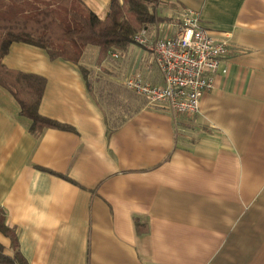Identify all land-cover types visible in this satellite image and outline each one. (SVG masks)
I'll return each mask as SVG.
<instances>
[{
  "label": "crops",
  "instance_id": "1",
  "mask_svg": "<svg viewBox=\"0 0 264 264\" xmlns=\"http://www.w3.org/2000/svg\"><path fill=\"white\" fill-rule=\"evenodd\" d=\"M186 11L230 46L192 117L124 87L163 84L136 45L102 64L89 47L78 65L23 43L3 57L45 79L40 115L71 129L34 136L0 87V210L26 264H264V0H163L152 39Z\"/></svg>",
  "mask_w": 264,
  "mask_h": 264
},
{
  "label": "trees",
  "instance_id": "2",
  "mask_svg": "<svg viewBox=\"0 0 264 264\" xmlns=\"http://www.w3.org/2000/svg\"><path fill=\"white\" fill-rule=\"evenodd\" d=\"M163 0H110L103 17L92 13L81 0H0V87L30 121V132L39 137L47 129L71 130L43 117L39 106L46 85L43 77L8 69L2 59L13 43L40 48L50 60L78 65L83 50H98L96 64L112 54H122L134 44V36L148 25L163 22L157 9ZM85 73V70H82ZM0 232L10 239V255L0 246V262L26 264L14 231L0 210Z\"/></svg>",
  "mask_w": 264,
  "mask_h": 264
},
{
  "label": "built area",
  "instance_id": "3",
  "mask_svg": "<svg viewBox=\"0 0 264 264\" xmlns=\"http://www.w3.org/2000/svg\"><path fill=\"white\" fill-rule=\"evenodd\" d=\"M178 21L177 32L171 37L153 40L149 28L144 27L133 39L136 46L152 54L163 84L151 85L131 75L123 85L151 104L192 117L199 113L201 99L213 87L220 65L229 54V35L215 38L201 26L198 14L191 11L183 12ZM111 57L116 59L118 55Z\"/></svg>",
  "mask_w": 264,
  "mask_h": 264
},
{
  "label": "rangeland",
  "instance_id": "4",
  "mask_svg": "<svg viewBox=\"0 0 264 264\" xmlns=\"http://www.w3.org/2000/svg\"><path fill=\"white\" fill-rule=\"evenodd\" d=\"M168 13L170 14V16L173 14L172 11L169 10V8L162 7V13ZM99 17H103V16H99ZM88 50H95V47H89ZM90 54L88 53V55L86 57H84L82 64H89L88 62L92 63V60H90Z\"/></svg>",
  "mask_w": 264,
  "mask_h": 264
}]
</instances>
